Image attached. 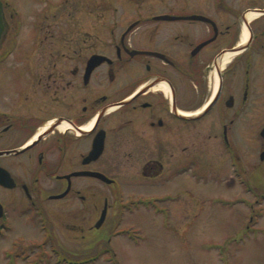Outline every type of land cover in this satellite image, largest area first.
<instances>
[{
  "label": "flooded vegetation",
  "instance_id": "obj_1",
  "mask_svg": "<svg viewBox=\"0 0 264 264\" xmlns=\"http://www.w3.org/2000/svg\"><path fill=\"white\" fill-rule=\"evenodd\" d=\"M157 1L117 21V6L94 11L64 0L60 24L50 21L59 13L51 5L27 18L2 0L0 244L12 238L3 248L7 264H42V257L27 260L38 244L21 245L14 233L22 221L40 223L47 251L57 206L76 204L63 217L72 229H89L83 239L105 226L109 204L105 197L101 205L99 185L120 187L115 169H141L142 178L165 187L183 182L180 176L196 180V169H219L204 159L214 152L239 170L244 146L262 158L264 0ZM22 29L30 32L24 37ZM178 198L167 191L116 201L128 208Z\"/></svg>",
  "mask_w": 264,
  "mask_h": 264
},
{
  "label": "rangeland",
  "instance_id": "obj_2",
  "mask_svg": "<svg viewBox=\"0 0 264 264\" xmlns=\"http://www.w3.org/2000/svg\"><path fill=\"white\" fill-rule=\"evenodd\" d=\"M9 1L27 18L32 10L48 5L54 12L58 8L59 13L52 14L50 21L60 24L61 12L66 5L64 0H49L50 4L43 0ZM81 1L84 7L89 6L94 11L98 5L119 7L117 21L136 17L137 14L129 13L136 5L143 4L149 8L161 5L157 0H145L144 3L142 0ZM126 7L128 15L124 13ZM28 23H25L26 27ZM28 30L22 29L24 37L30 32ZM263 144L260 142V146ZM260 153L257 147L244 146V169L239 170L232 169L227 156H216L214 152L215 156L204 159L207 166L217 165L219 169H196V180H189L187 175L180 176L183 182H172L165 187L142 178L141 169H115L120 187L114 190L104 184L99 185L101 205L103 198L107 197L109 213L105 226L94 235L83 239V233L88 235L89 229H72V220L63 217L65 208L72 210L76 204L55 208L57 219L52 222L55 236L47 251L42 243L44 231L40 223L22 221L14 234L22 237L18 239L21 245H39L33 246L35 255L27 260L32 262L42 257V264H67L60 262L58 251H65L71 257H84L105 246L112 250L85 264H264V161ZM178 181L176 179L175 182ZM167 191L172 197L179 198L160 203L155 201V204L150 202V206L136 204L118 208L121 202L136 198L153 200L157 196L165 197ZM117 197L121 199L120 203L116 201ZM11 241L12 238H7L0 244V264L8 262L3 248H7ZM17 264H23V261L20 259Z\"/></svg>",
  "mask_w": 264,
  "mask_h": 264
},
{
  "label": "trees",
  "instance_id": "obj_3",
  "mask_svg": "<svg viewBox=\"0 0 264 264\" xmlns=\"http://www.w3.org/2000/svg\"><path fill=\"white\" fill-rule=\"evenodd\" d=\"M106 250L110 251V246L109 247L105 246L103 248H99V249H97V251L90 253V254H87L84 257H79V256L78 257H71L68 254H66L65 251H58V252L60 253V255H59L60 258L66 262L75 261V264H85L87 262H91V261H95V260L99 259L102 256V254H104V251H106ZM113 254L115 257V253H113Z\"/></svg>",
  "mask_w": 264,
  "mask_h": 264
},
{
  "label": "water",
  "instance_id": "obj_4",
  "mask_svg": "<svg viewBox=\"0 0 264 264\" xmlns=\"http://www.w3.org/2000/svg\"><path fill=\"white\" fill-rule=\"evenodd\" d=\"M4 11H3V3L2 0H0V42L1 39L5 33V29H6V23H5V19H4ZM264 134V131H263ZM262 158H264V153L262 154ZM97 176L108 180L109 182H112V180L110 178H108V176H106L104 173H95ZM106 214H107V209L105 208L102 212V216L97 224V227H100V225L102 224V222L104 221V219L106 218Z\"/></svg>",
  "mask_w": 264,
  "mask_h": 264
}]
</instances>
